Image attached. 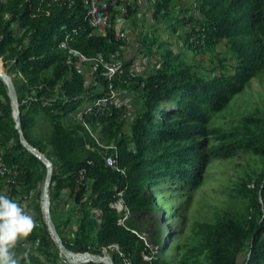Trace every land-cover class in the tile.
<instances>
[{"label": "trees", "instance_id": "obj_1", "mask_svg": "<svg viewBox=\"0 0 264 264\" xmlns=\"http://www.w3.org/2000/svg\"><path fill=\"white\" fill-rule=\"evenodd\" d=\"M149 6L154 23L142 38L143 54L151 51L158 55L169 32L178 33L182 28L181 35L195 50L227 40L235 62L226 64L220 58L219 70L206 76L182 51L166 47L153 71L132 75L134 61L125 55L126 39L116 38L115 18L107 36L92 33L82 0L73 5L64 0H0V57L11 75L21 74L12 78L26 138L53 161L51 213L65 245L75 251L101 253L110 244L119 243L132 264H172L162 256L164 239L159 226L151 233L152 243L158 245L153 253L134 219L128 216L121 221L123 215L115 207L118 192L124 190V199L135 216L156 206L148 187L160 179L199 185L210 155L238 149L264 155V117L244 115L234 128L209 126L214 115L264 72V0H197V11L191 15L174 14V0H151ZM191 25L205 27L204 43L190 41ZM67 35L74 47L88 55L102 53L107 62L121 61V70L108 78L100 64L94 80L86 83L59 47ZM111 81L118 88L134 89L140 96L141 109L129 132L124 129L123 109L117 107L68 123L69 113L102 94ZM40 118L47 121L46 128L39 126ZM84 120L93 132L99 130V141ZM211 134L218 142L208 146L204 137ZM112 143L126 173L105 162L103 152L114 148L102 144ZM0 153L7 166L18 168L16 180L8 182L13 195L39 188L46 164L21 141L8 86L1 77ZM82 168H86L84 177ZM254 182L253 187L244 185L251 198L246 210L219 214L213 223L207 264H238L244 250V264H264V168ZM66 189L71 202L64 210L57 200ZM28 239L35 248L20 256V264H53L61 259L53 250L56 243L41 209ZM111 251L114 264H125L118 251ZM148 254L151 258L145 257Z\"/></svg>", "mask_w": 264, "mask_h": 264}, {"label": "rangeland", "instance_id": "obj_2", "mask_svg": "<svg viewBox=\"0 0 264 264\" xmlns=\"http://www.w3.org/2000/svg\"><path fill=\"white\" fill-rule=\"evenodd\" d=\"M123 2L127 3L130 11L128 9V12L121 18L122 29L132 36L127 35L124 47L125 55L128 59L133 60L134 64H138L143 73L155 69L161 61L160 54L166 47L182 51L186 60L194 64L206 76L219 70L220 58H224L226 64L235 62V54L231 51L227 40H222L212 48L202 47L200 50H195L188 46L185 36L181 35L182 28L178 33L169 32L166 44L157 51L158 55L151 51L148 55L143 54L140 51L142 38L150 31L154 23L152 9L149 6L151 0H124ZM196 2L197 0H174L172 11L174 14L191 15L197 11ZM0 61L3 69L11 75L9 67L5 65L2 57H0ZM11 76L21 77V74L15 72ZM119 90L121 91L120 98L126 102L127 106L124 129L129 132L134 116L141 109V99L139 94L130 87H119ZM168 105L174 106L171 102ZM247 114L264 117V72L254 77L242 92L233 97L226 108L214 115L209 126L234 128L241 124L242 117ZM69 122L70 120H68ZM39 126L46 128L47 121L40 118ZM95 133L100 134L99 130ZM204 140L208 146L218 142V139L212 134L204 137ZM2 154L0 153V160L4 161ZM8 168L11 169L8 176L0 178V193L16 200L33 221L37 222L42 203V186L46 175L38 189L29 194L13 195L11 186L8 185V178L16 180L18 168L17 165L8 166ZM263 168L264 155L243 149L225 155H210L204 164L202 180L199 185L190 187L184 185L181 180L160 179L158 183L148 187V192L154 195L156 206L135 216L129 209L127 214L134 219L138 233L152 247L153 253L158 250V245L152 243L151 233L159 226L164 239L161 247L162 256L166 257L170 263L207 264L208 236L213 223L219 214H240L246 210L251 198L244 185L247 183L248 187H253L254 180ZM250 178L252 181L248 183ZM20 184L18 182V188L22 186ZM70 202L69 190L66 189L57 200V204L59 208L66 210ZM121 214L124 216L125 213ZM33 248H35V244L28 237L21 238L15 252L17 257H20ZM53 250L61 257L57 263L53 264H84L72 263L65 259L57 244ZM110 254H113L112 251ZM146 256L151 258L149 254ZM245 256L246 251L244 250L238 264H244Z\"/></svg>", "mask_w": 264, "mask_h": 264}, {"label": "built area", "instance_id": "obj_3", "mask_svg": "<svg viewBox=\"0 0 264 264\" xmlns=\"http://www.w3.org/2000/svg\"><path fill=\"white\" fill-rule=\"evenodd\" d=\"M70 5H73L76 0H64ZM86 7V18L89 22V25L92 27V33L107 36L109 27L113 23V17L115 18L116 23V38L126 39L127 32L122 29V16L128 12L127 3L123 2L124 0H82ZM190 33V41L196 44H202L205 42L207 34L206 29L200 25H191L188 28ZM59 47L64 50L68 56V61L75 64L77 69L85 76L86 83L94 80L95 72L98 70L100 64H102L106 69L103 72L108 78L112 76L119 70H121L122 62L113 61L107 62L104 59L102 53L96 55H88L87 53L81 51L80 49L74 47L71 44V37L67 35L60 43ZM138 73H143L137 64H132L130 67V74L136 75ZM146 74V73H144ZM118 87L114 85L111 81L108 86H104L102 89V94L93 98L92 100L85 101L80 105L76 110L69 113L68 119H83V116L88 113H107L114 107L123 109L122 118L125 119L127 116V106L126 102L121 100ZM126 120V119H125ZM85 125L91 130L89 124L84 120ZM93 135L99 141L100 135L93 132ZM105 148H114V151L103 152V157L107 165L113 167L114 169L126 173L125 169L120 166L118 158V150L116 146L112 143L110 145H104ZM3 160V159H2ZM10 168L6 165L4 161L0 160V174L6 176L10 172ZM86 173V168L81 169V176L84 177ZM12 178L9 177L8 181ZM124 190L118 192V199L115 202V207L120 213H125L122 216L121 221L124 222L128 217L127 212L129 211V206L124 199ZM97 212L101 214V211L97 209ZM111 250H116L123 257L125 264H132V261L129 257L126 256L122 250L119 243H112L108 248L104 249L105 253H110ZM146 258H148L145 255Z\"/></svg>", "mask_w": 264, "mask_h": 264}, {"label": "water", "instance_id": "obj_4", "mask_svg": "<svg viewBox=\"0 0 264 264\" xmlns=\"http://www.w3.org/2000/svg\"><path fill=\"white\" fill-rule=\"evenodd\" d=\"M0 77L6 82L8 86V93L11 98L12 107H13V113L16 120V127L18 128L20 132L21 141L24 145H26L33 153H35L45 164L47 167V174L44 182V194L41 193L42 203H41V211L44 216V219L48 225L49 231L52 235V238L56 242L58 248L60 249V253H62L73 256L76 258L78 263H86L90 261L98 262L99 260H108L107 264H114V255L110 253H96L92 251H75L70 248H68L63 239L60 235L56 224L54 222V219L52 217L51 213V194H50V185L52 182V175L54 172V164L51 158L43 152L38 147L34 146L32 143L28 141L26 138L23 127H22V119H21V108H20V101L18 92L14 83V80L12 76L7 72L6 70L2 69L0 70ZM45 197V201L44 198Z\"/></svg>", "mask_w": 264, "mask_h": 264}, {"label": "clouds", "instance_id": "obj_5", "mask_svg": "<svg viewBox=\"0 0 264 264\" xmlns=\"http://www.w3.org/2000/svg\"><path fill=\"white\" fill-rule=\"evenodd\" d=\"M32 217L14 199L0 193V264H20L15 252L18 241L30 235Z\"/></svg>", "mask_w": 264, "mask_h": 264}, {"label": "bare ground", "instance_id": "obj_6", "mask_svg": "<svg viewBox=\"0 0 264 264\" xmlns=\"http://www.w3.org/2000/svg\"><path fill=\"white\" fill-rule=\"evenodd\" d=\"M2 69H3V68L0 67V70H2ZM43 188H44V184H43V186H42V193L44 194ZM43 199H44V201H45V197H44ZM62 256H63L65 259H68V260H69L70 262H72V263H78V261L76 260V258L73 257V256H70V255H67V254H64V253H62ZM98 262H99V263L107 264V263H108V260H99Z\"/></svg>", "mask_w": 264, "mask_h": 264}, {"label": "crops", "instance_id": "obj_7", "mask_svg": "<svg viewBox=\"0 0 264 264\" xmlns=\"http://www.w3.org/2000/svg\"><path fill=\"white\" fill-rule=\"evenodd\" d=\"M121 27H122V25H121ZM128 36L132 37L131 34H128ZM139 61H140V60H139ZM139 64H140V63H139ZM137 65H138V64H137Z\"/></svg>", "mask_w": 264, "mask_h": 264}]
</instances>
